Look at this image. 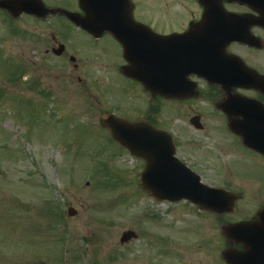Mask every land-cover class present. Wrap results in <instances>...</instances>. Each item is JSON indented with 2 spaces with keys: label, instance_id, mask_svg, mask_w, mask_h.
<instances>
[{
  "label": "rangeland",
  "instance_id": "obj_1",
  "mask_svg": "<svg viewBox=\"0 0 264 264\" xmlns=\"http://www.w3.org/2000/svg\"><path fill=\"white\" fill-rule=\"evenodd\" d=\"M48 1L79 10L78 0ZM134 1L136 18L161 34L177 29L175 16L193 8L192 0ZM57 17L12 20L0 11V264H222L221 238H207L193 224L207 220L204 214L195 217L187 203L153 199L141 187L142 159L95 125L110 103L125 112L147 97L142 85L120 72L121 44L111 34L95 41ZM63 30L91 52V61L98 55L107 66L77 69L65 56L46 55L44 42L49 46L51 34ZM259 34L264 38V30ZM230 48L264 72V49ZM194 105L209 124L187 132L198 152H213L223 170L227 163L250 169L236 157L240 148L229 146L236 138L222 128L211 101L198 97ZM188 116L165 114L164 123L182 129ZM208 180L224 186L219 170ZM71 205L75 214H69ZM128 229L139 237L123 244Z\"/></svg>",
  "mask_w": 264,
  "mask_h": 264
},
{
  "label": "flooded vegetation",
  "instance_id": "obj_2",
  "mask_svg": "<svg viewBox=\"0 0 264 264\" xmlns=\"http://www.w3.org/2000/svg\"><path fill=\"white\" fill-rule=\"evenodd\" d=\"M44 1L48 4L46 0ZM192 3V9L186 10L182 15L175 16L174 19L178 20V24L175 25L177 29L172 30L179 33H186L191 31L190 29H193V26L202 20L205 11L204 4L200 0H192ZM221 4L223 5V8L225 6L229 11H234L247 16L253 20V22L257 20L256 17L258 15L262 14L260 11L264 12L259 6L255 7L242 2L230 3L221 0ZM230 4L237 5V9H230L228 7ZM180 5H184L183 2H180ZM48 6L53 8L62 5L52 3L48 4ZM137 7L138 5L136 4L135 11ZM0 11H4L6 15L10 14L7 8L0 7ZM161 14L163 15L164 21V13ZM49 15L58 16L57 18L68 20L75 28H77V30L87 33L95 41L96 39L106 36V34L99 38L93 36L89 32L76 26L64 13L53 11V13H50ZM221 23L224 26L223 20ZM201 30L198 31L203 32ZM263 30L264 23H256L251 26V31L256 34H259L260 31ZM171 31H169V33H172ZM56 32L57 33L51 34V43L49 46L45 43L47 41L44 42V53H46V55L51 56L52 53H54L53 51L56 50L54 53L56 58L65 56V58L74 61V67L77 69L81 68L84 64H87V66L92 65V63L105 65L98 55L94 56L91 61L90 58L92 55L90 51L87 54L82 47H76L72 38L73 35L69 31L68 33L64 30ZM218 32L224 33V29ZM62 46L64 47L63 51L58 54L57 50L62 48ZM230 46L228 47V51L235 52ZM242 46L248 49H255L256 51L261 50V47H253L246 44ZM262 47L264 48V45ZM182 54L186 56L188 52L183 51ZM222 56L224 73V54ZM45 72L46 71H44V73ZM182 77L184 81L186 80L190 84L196 82L198 88L197 95L194 96L189 93V95L170 98L162 93L154 94L142 85L145 94H147L146 99L143 100V106L122 112L119 106L110 103L105 110L99 113V126H102V116L106 112H113L131 121L146 122L158 128L172 130L175 135L177 154L186 159L190 166L201 174L202 178L207 180L213 171L216 173L218 170L224 177L223 212L200 208L198 204L188 200H183L178 203L189 204V206L195 210V217L201 215V213L204 214L207 220L202 219L203 223L200 226H197L195 223L193 224L195 227L201 228L203 236L207 238H221V243L223 245V248L220 250L221 258L223 259V261H221L222 264H264V154L256 149L245 146L242 143L241 138L238 137L237 145L241 149V155L238 159L242 164H244L243 160H246L252 167H250V169H244L243 165L241 167L239 166L237 169H233L230 164L227 163L224 164L226 167H224L223 170L219 163L213 159V152H198L196 148V140L187 132L191 131V128L198 129L196 128L195 123L201 126L198 130L207 129L209 124L205 120V113L197 110V107L194 105L195 100L198 97L209 99L212 106L220 112L221 124L222 128H224L226 126V124H224V87L222 85L210 84L206 77L200 75L198 72H189ZM79 80H82L81 75L79 76ZM136 82L139 83L138 81ZM203 87H207V90H204ZM252 91V97L264 101V96H262L260 92L256 90ZM165 105H167L166 108ZM218 106L221 107V110ZM138 108L143 109V111L137 112L139 113L137 115L135 110ZM184 111L189 114L188 120L186 121V127L181 129V125H178L176 128H170L168 127L170 125L169 123H164L165 114H168L169 117L176 116L178 118V114ZM182 150L190 152L189 155L182 154ZM194 221H196L195 218ZM132 241L133 239L129 240L127 243L129 244ZM222 254H224V257Z\"/></svg>",
  "mask_w": 264,
  "mask_h": 264
},
{
  "label": "water",
  "instance_id": "obj_3",
  "mask_svg": "<svg viewBox=\"0 0 264 264\" xmlns=\"http://www.w3.org/2000/svg\"><path fill=\"white\" fill-rule=\"evenodd\" d=\"M210 1L213 2V0ZM246 1L254 3L253 0ZM259 2L254 4L264 10V0ZM80 4L86 14L81 16L77 13H69L71 18L92 33L100 34L105 30L113 32L117 39L122 42L124 55L130 62L124 66V72L140 79L150 89L158 91L157 86L160 83L157 80L158 55L159 50L163 48L162 35L154 32L149 26L134 20L131 0H80ZM1 5L7 6L16 15L22 10L38 13L44 11L42 3L37 0H3ZM216 9L220 10L214 3H211L205 13L204 21L196 27L205 29L216 16L214 11ZM225 16L232 18L234 14L226 13ZM193 33L196 32L193 31ZM232 35L234 34H231L230 38H224L225 48L233 39L246 43H259L260 41L258 38L252 39L249 27L242 34ZM240 63L248 71L241 72L236 82L224 79L225 89L231 90L235 85H242L255 87L264 92V75L247 66L242 59H240ZM164 83L166 86L169 84L167 81ZM224 110L229 116L231 129L241 134L247 145L264 152V135H257L264 134V103L240 94H232L224 103ZM103 121L112 129L117 139L128 145L138 155H145L141 150L144 147H151L156 140L162 141V139L170 138L167 133L156 130L152 126L134 125L114 115H105ZM159 146L163 148L164 159L156 162L151 157H147L148 167L142 175V186L160 199L175 200L183 196L190 197L192 194H198L199 192H189L190 189L198 187L199 178L184 165L179 164L178 160L175 159L177 161L175 164L169 158L172 148L170 151L169 146L163 143ZM196 201L200 202L199 200ZM200 203L207 208L215 207L203 202ZM135 235L133 231H126L123 233L122 241H126Z\"/></svg>",
  "mask_w": 264,
  "mask_h": 264
}]
</instances>
